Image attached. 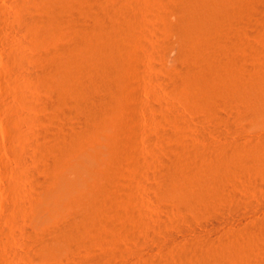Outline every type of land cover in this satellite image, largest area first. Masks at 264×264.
Wrapping results in <instances>:
<instances>
[{
    "label": "rangeland",
    "instance_id": "rangeland-1",
    "mask_svg": "<svg viewBox=\"0 0 264 264\" xmlns=\"http://www.w3.org/2000/svg\"><path fill=\"white\" fill-rule=\"evenodd\" d=\"M18 1L19 0H0V264H69V263L70 264H149V262L150 264L151 263L154 264V262L157 260L158 261L156 263L161 261L158 264H163V263L164 264L165 263L166 264H170V263L182 264L183 262H185L186 264H192V261L194 259L193 255L190 254V252L189 254L187 252L189 251L191 246L193 247L201 246L202 240L204 238H205L204 242H206L207 244L203 243L204 244L203 246L206 245V247L207 246L210 247V244L216 245L214 246L215 248L213 246H211L212 248L207 247L208 250L206 249L207 250L206 253H209V252L210 253L209 255L204 253L205 255L204 262L206 264H209V263L210 264H216V263L217 264H242V263L247 264L246 263L247 261L249 264H254V263L264 264V257H263L264 256V172H263L264 171V166H263L264 150L262 151V149L264 148L263 147L264 146V111L257 112L253 115L245 116L243 114V111L239 107L240 104L238 102L233 100L232 101L233 103L232 102L227 103V101L225 102L223 101V99H222L223 101L222 102L219 98L221 97V93L223 92L225 88H229V87L234 88L235 86L234 89H240L243 85L248 84L252 86V88L254 89L255 96H256L255 98L257 102L261 105H264V85L261 86L256 78L259 72H260L259 74H264L263 73L264 72V0H261L260 8L258 7L257 9L254 8V10H252L251 13H250V10L249 12H246V11L249 9L248 6L252 2V0L250 1L249 0H238V1L234 0L235 2L233 0H207V1L204 0V2L195 9L194 21H192V23L187 26L186 28L187 33L186 35H183L185 39H189V40L191 39L190 38L191 36H193L194 38L196 37L198 39L200 37L201 38L203 37L202 39L200 38L201 40L200 39L198 40L196 38L191 39L192 42L195 41L194 43L196 45L197 43L198 45L199 44L201 45L199 52H198L199 47L196 48L195 51H193V53L195 52L194 53L195 55H192V57L193 58L195 57V58L194 59L191 58V59L193 61L195 60L194 61V63H196L195 66L191 62L189 63L192 65H189V63L186 64V62H183L182 60L178 58V54H177L178 53V48H177L178 43H175V42H178V39H177L178 37L175 33H173L172 36L171 34L167 33L166 27L163 29L165 24L164 25L161 24L164 21L163 16H165L166 12L168 11L171 13L170 11L171 9H172V15L168 14L169 20L175 19V14H174L175 9L174 8L177 6V3L183 4L184 3L183 0H175L177 3H175V1L173 0L172 1L169 0V3L171 2L170 4L171 5L173 4L172 6L166 0H160L159 3L157 2L159 0H156V1L153 0L154 4L152 3L151 0H142V3H140L139 2L140 0H138L137 2L138 4H136L137 0L135 1V3L132 2L134 4L127 2L130 5L126 7L127 8L126 13L129 12L126 14L127 15L126 20L128 21L129 17L131 20L132 19L134 20L132 22H130L129 20L128 23L125 20L126 21L125 22L126 24H124L125 26L130 24L129 28H127L128 26L126 27L127 30L126 29L124 30L123 28H121L126 33H128L127 31L129 30L128 36L127 34L125 35L124 31L120 29L122 31V32L120 31V33L121 34L123 33L122 34L123 37L120 36V38L122 37L121 40L123 41H120V38H119V40L117 39L118 40L117 42L119 44L117 42H115V44L113 43L115 47L117 45L119 46V48L120 46L122 47V49L121 48L119 49L118 46L116 47L117 54L115 52V47H113L112 45V42H113L112 38L107 37V36L104 37V40L101 39V40H98L97 42L95 41L94 44L91 45V47L89 45H85V43L76 41L75 42L76 46L75 44H73L72 49H70L71 47L68 46L69 42L66 41L69 39H68V36L64 33V31L58 32L55 29L49 28L47 25H46L47 27L45 29H42L41 32L39 33L30 31L29 29H26L25 27L22 28L21 27L22 25H19L20 22L18 21L20 19L18 17L22 16L21 12L19 11L20 9L17 5ZM57 1H62V0H57ZM109 1L111 2V4L108 3L107 6L108 5L111 6L115 3H116L115 5H118L117 4L118 2L120 4L122 2L123 5L126 4L125 0H120V1L118 0V2L115 0H109ZM161 1H163L164 3L166 2L165 4L167 5L165 6V4H160V3H163ZM184 1L185 3L187 2L190 3L191 0L190 1L184 0ZM41 3L42 1L41 2L38 1L36 4H34L35 7H34L33 13H42V12L44 13ZM227 3L228 5H226ZM141 4H144V5L142 6ZM139 5L141 7H139ZM136 6L139 8L137 9ZM168 6L171 7V9L167 8ZM163 7L164 8L166 7L165 10L167 11L164 12ZM246 7H248V9ZM77 8L78 6H76V8L74 7L73 9L76 10L75 11L76 13H79L77 12V10L79 11V9ZM142 9L144 10V12L142 11ZM155 9L156 11L158 9V13L155 11ZM243 10H246V11L244 12ZM159 11H161L162 14ZM19 12L21 15L18 16ZM239 12L243 14L241 15V13ZM156 13L160 15L157 16ZM246 13L247 14L249 13V15L251 16V19H250L251 22L246 23L245 21H243V16ZM15 15H17L18 17H16ZM44 15L46 14L44 13ZM160 16L162 17L161 20H160ZM231 16L233 17L232 18L233 24H231V21L230 22L228 21ZM237 16L239 18H237ZM152 20L155 21V24H157L156 26L154 24V21ZM15 21H18L19 23L17 24V22ZM243 22H245L246 24ZM131 23L133 24L131 25ZM124 25L121 27H124ZM225 26L229 29H231V27L233 26L232 28L235 27L234 29H237V31H240L241 33L243 32L246 36L242 33L243 35L242 39L240 38L236 42L237 47L234 46L235 44L228 45L226 47L227 50H225V52L220 50L219 48L213 47L211 53H209V50H208L209 48L205 47L204 43L203 44L201 43L203 42V40H205L204 42H206L208 39L214 36L216 32L219 31L220 28L227 29ZM239 26L240 28L238 29ZM191 27H193V29ZM124 35L127 38L130 36L132 37V38L130 37L129 40L125 38L128 42L132 40L131 42H129V44L131 43L130 45L128 44L127 41H125L126 43L124 42V39H123ZM244 39L246 40L244 41ZM242 40H243V44H242ZM107 41H109L110 42L109 44H111L110 49L106 48L109 46V44L108 45L106 43L104 44V42H107ZM102 43H103V47L101 46ZM120 43H123V46ZM165 43H167V46H165L166 45ZM64 44H66L67 46L66 45L64 46ZM159 45L162 47H160ZM243 45H245L244 47L246 46L247 47L240 49L241 46ZM77 46H79V48L76 49ZM98 46H100L102 49L97 48ZM62 47L63 49H61ZM66 47L70 49L68 53L67 51H64V49L67 50ZM163 47H166V49L168 50L164 49ZM203 47H205L206 49ZM228 47L229 48L232 47V48L229 49ZM111 48L114 49V52H115L114 55L112 54L114 52ZM125 48L128 51H126ZM235 48H237L238 50ZM58 49L62 50L63 53L62 51H58ZM97 49H99L97 51L98 53L95 52ZM103 49L104 50L108 49V50L107 51L105 50L103 52ZM74 50L76 51L73 52ZM89 50L90 51L92 50V51L89 52ZM118 50L122 51L121 53H123V50L126 52H124L123 53L124 55H123ZM218 50L219 52H217ZM51 51L53 53L57 51L55 53L57 57L55 55H52V53L50 54ZM108 51L110 52V55L112 54L111 56L108 55L109 53ZM47 52L49 53L46 55ZM200 52L202 54L198 55L200 54ZM230 52L232 55L235 52L233 57L230 54ZM227 53L230 54L231 57ZM49 54L51 55V57ZM58 54L60 55V57H58L59 56ZM65 54H67V56ZM93 54H97V55L95 56ZM102 54H105L104 57ZM210 54L214 56V59H211ZM219 54H222V55H219ZM237 54L239 56H237ZM68 55L70 57H68ZM116 55H118V57L122 55L119 59L118 57L116 58L117 60H119L118 61L119 63L115 59ZM53 56L56 57V59H58L57 67H55L54 69L55 76H54V83H53V87L56 86V88L51 87L50 89V87L46 86L42 82L32 83L31 80L34 79L33 81H35V77H39V76L42 77L41 74L45 70V69L44 70L42 69L43 65H45L44 67H46V63ZM84 56L87 58V61H85L86 58ZM112 56L113 57L115 56L114 57L115 60L113 59ZM201 56H203V59ZM206 56L208 59L206 58ZM236 56L237 58H239L238 60L235 58ZM44 59H46V61ZM96 59H98L97 60L98 62L95 61ZM108 59L110 61H108ZM232 59L234 61V64L231 61ZM105 60H107L108 63L105 62ZM102 61H104V64H102L103 63ZM122 61H125V62H122ZM22 62H25V63H22ZM82 62L84 63L86 62V65H89V66H86L87 71L85 73H88L90 72L88 70H91V74L83 73L78 76L77 78L78 84L82 82V79H84L82 83L84 84L86 81V84H87V85L86 84L83 85L81 83L82 84L81 89H83L84 92L87 90V86L89 85L88 82H90L91 78H93L94 76L92 74L93 69H95L94 71H96L100 68V66H102L103 70L102 69L98 70L99 72H101L100 73L101 76L99 72L96 71L98 72L99 76L95 75L94 77V79H96L95 84H97V88L98 86H100V89L98 88V91L101 95L105 94L107 96L109 93H110L109 95H111V98H110L111 103L109 102V104H107L109 108L106 106L104 110L105 113L103 112V114H101L103 117H101L100 115L98 120H96L93 123V124H96V123L97 124L94 126L92 125L94 127V128L93 127L90 128L92 131L88 129L89 131L92 132V134L91 133L89 134V131L88 130L86 131V129H83L82 130L83 132L79 130L78 127H80V120L77 114L75 113V106H73L75 105L74 100L70 99L72 97L66 95V93L64 92L57 91V89L59 90L61 89V87L62 89L65 88L63 87V85L65 84L64 86H66L67 80L72 77V73L76 71L75 68H77L79 64ZM110 62H111L112 68L117 67V69L115 68L113 70L111 66H109ZM113 62L115 65L112 64ZM120 62H122V65ZM98 63L101 65H99ZM211 63H214V64H211ZM23 64L25 66H23ZM117 64H120V66H118ZM124 64L126 65L125 67H124ZM104 65H106L108 69ZM185 65L186 66L189 65V67L186 68ZM103 66L107 69V71L108 70L109 71L108 72L104 71L106 69ZM72 67L74 69H72ZM123 68L125 69L123 70ZM257 68L258 69L260 68L262 72L260 71V69L257 71L256 70ZM173 70L175 71V74L177 76V80H175L176 82L174 81L173 78H170L172 77L171 76L172 72H174ZM60 71H62V73ZM110 71L112 72V74L115 72L112 77H111ZM178 72H179L178 74L179 76L177 75ZM126 74L127 76H125ZM84 75L86 76L82 77ZM88 75L90 77H87ZM168 75H169V78H168ZM248 75H250L251 77ZM101 77L103 79L106 78L104 82ZM111 78H112L111 81L108 80ZM97 79L100 82L102 80L105 86L103 84H100V82L98 83ZM171 79L173 80V82L171 81ZM111 82L112 84H115V85L110 86ZM180 83L181 85H179ZM30 85H32L33 88L29 87ZM102 86L104 88H102ZM105 88H106V91H108L109 93L105 91ZM107 88L110 90H108ZM27 90L30 93L32 92L31 97H30V93H27L28 92ZM56 93H57V97H55ZM31 98L33 99L32 102L34 103L30 101ZM40 99L42 100L40 101ZM57 99H59L60 101ZM69 101H71V103H69ZM52 102H54V105ZM215 102L223 103V106L222 104H214ZM30 104L32 105L35 104V106L34 105L32 106ZM230 105L233 108H231ZM236 105L239 108H237ZM40 116L41 118H39ZM30 123H32L33 125L35 124V125L33 126ZM76 129L80 131L81 134L84 135V136L82 135L84 137L83 142L85 140L88 141V143L87 141H85L84 143L80 141L81 142L80 145H82L84 148L87 149V147L91 146L89 144H92L93 141L94 143L91 146V153L87 152L86 150L87 159L85 162H87L86 164L87 167L77 164L76 166L69 168V163L73 159V153H72L73 146L71 145V143H72V140H74L73 138H75L76 136L74 134L77 131ZM58 131H60L59 134H58ZM31 133L33 136H31ZM54 133H57V134H55L54 136ZM60 133H62L64 136ZM67 133H69V135L71 134L72 136L71 135L69 136ZM85 133L87 134L86 136H85ZM58 135H60L61 137H59ZM67 135L72 140H69L67 138ZM37 136L39 139L37 138ZM50 136H54V137L57 136L58 140H61L62 138L66 137L67 139L65 143H67V145L65 144V147L61 148L60 151H59L60 147H58L55 149L56 151L54 150L51 153H49V155L48 153L45 155V151L42 148L45 145V141H48V140L50 141L53 138V137L51 138ZM31 137L33 138L31 139ZM120 139H123V140L120 141ZM122 141H124V144ZM36 143L39 144L38 145L39 148L42 146L39 149V151H41L40 153L38 152ZM41 143H43V145ZM99 145L101 146V148ZM126 147L128 148V150L124 151L125 149H127ZM70 148L71 150H69ZM226 149H228L227 150L228 153L226 152ZM27 150H30L32 153L30 151L27 152ZM34 150L35 151L37 150L36 155H35ZM129 150L132 152L131 156H130L131 153L128 152ZM58 151H59V154H57ZM127 152L130 153L129 154L130 159L128 157ZM182 152L185 156L182 155ZM194 152L198 156L193 155ZM224 152H226V155ZM61 153H63L62 154L63 156L61 155ZM189 153H191L190 157L192 155V158L189 157L188 155ZM218 153L220 155H218ZM42 154H43V157H42ZM135 154L137 155L135 156ZM175 154L179 157L181 156L182 158L184 157V161H186L185 164L186 165L188 164L191 168H188V165H187V168L184 167L186 165L183 163L181 164V162L179 163V161L178 163H176L177 158L178 160H180L181 158L179 159V157H175L176 156ZM233 154H236V155H233ZM22 155L23 157H21ZM217 155L220 157H217ZM193 156H196V157L194 158ZM207 156H209L210 161L209 159H207ZM227 156L230 158L227 159ZM235 156L238 158H236ZM20 157L23 159L20 160ZM26 157L28 158L30 157V158L27 159ZM53 157L54 158L57 157V158L54 159ZM131 157L135 159L132 160ZM224 157L226 158H225V161L223 162ZM126 158H128V160ZM175 158H176V161L174 160ZM186 158L187 159L190 158L192 160L189 159V163H188ZM215 158L219 159V162L221 161V159H223L221 161L222 166H220L221 162L220 163L217 162ZM131 160L133 161V166L135 165L134 167H130L129 165L130 163H132L130 162ZM214 160L217 163V165L216 163L213 164ZM235 160H237L238 165L239 164L241 165L238 166ZM53 161L55 165L53 164ZM172 161L173 162L175 161L174 165ZM197 161L199 163L201 162L202 166ZM256 161L258 162L260 161L259 164ZM125 162H127V164L129 162L130 163L127 165ZM190 162L192 163L193 166L190 165ZM205 163H207V166ZM176 164H177V167L182 166L184 171L182 172L181 171L182 169L179 167L178 169H176L177 168L175 167ZM194 164H196V166H194ZM54 167H55V170H54ZM199 167L202 170L199 169ZM202 167H205L206 169ZM136 168H138L139 170ZM210 168L213 169V170L211 169V172L208 171V169L210 170ZM221 168H222V171H221ZM224 168L226 169L224 170ZM237 168L239 170H237ZM28 169L30 170L29 172H28ZM194 169H197V170H194ZM177 170L179 172H177ZM191 170L193 171L191 172ZM230 170L231 171L233 170V172L231 173ZM22 171L25 172L23 173L25 174V176L21 174ZM213 172H216V173H213ZM222 172L223 174L220 175ZM98 173L100 174L98 175ZM218 173L220 176L218 175ZM49 175L50 177L52 176L51 178L54 180H57L58 178L61 179L60 183L57 185L58 189L55 190V199L60 205L66 206V204L69 203V201L73 199H77V198L81 199L82 198L81 194L83 192H85L86 194L98 196V197H101L102 195H106V197H108L109 199L110 198L112 200L115 199L113 201L114 202L113 204L111 203L112 202L111 201L110 204L108 205V208L111 207V214H109L110 209H108L107 207L104 209V211H102L103 214L102 213L99 214L97 212L98 213L97 216L101 217V220H102L101 222H103L104 216H106L105 217L106 219L104 221L109 220L108 222L106 221V223L100 222L101 224H103L102 226L100 223H99V227L98 225L95 224L96 220L94 219L96 218L94 214L96 215V211H94V213L93 211L92 213L91 211L83 213V217L81 219L83 220V222H85L86 225L90 224L88 225V229L94 232V236L91 237L94 240L86 237L80 240L79 239L74 240L65 246H58V247L47 246V244L43 245L45 242L41 244V242L37 241V235L39 233V224L40 223H44L45 225L53 224L52 222L54 221L53 220L54 218H52L53 217V207H52L53 205L52 204L48 205L49 207L45 206L37 217L33 216V208L35 204L37 203V199L39 200V194H38V191H36L37 186L40 180H42L43 182V179H46V177ZM196 175H200V176H196ZM217 175L219 176V178ZM136 176L139 177L138 178L139 180L136 178ZM194 176H196L197 178ZM140 177H142V179ZM211 177H212L213 183H211ZM197 179L198 180L201 179V180L198 181ZM83 180L86 183H84ZM111 180H115V181L110 182ZM164 180L166 182H164ZM213 180H215V182ZM23 183H26V184H23ZM212 184L215 187L214 186L212 187ZM115 185L116 187H113ZM216 185L218 187H216ZM34 186L36 188H34ZM118 188L120 191L118 190ZM19 189H20V192H19ZM135 190L137 192H135ZM212 190H215L216 193H213L214 191ZM112 192L113 193L116 192L114 196ZM131 192H134V193H131ZM211 192L213 194H219L220 196L219 199L217 197V200L219 201V208L217 212L212 211L213 214L210 213L211 211H209L208 209H205L204 212H202L203 208L200 207L202 206L201 204L202 200ZM111 194L113 197H110ZM115 195H116V198H114ZM189 196L191 198H189ZM225 197H228V198L230 197L228 199V201H230L229 203L227 201V198ZM224 201H227V202H224ZM129 203L130 205H128ZM230 203H232V205H230ZM237 203L239 206L237 205ZM115 205H118L116 206L118 209L116 207H112ZM20 206L22 210L19 208ZM222 206H225V207H222ZM231 206L235 208L232 209ZM130 208L132 210H130ZM117 210H119V214L117 213L118 217H117V214L115 215L114 213H112V212H116ZM66 211L67 209L63 211L62 218H64V215H66ZM120 212L121 214L123 213L122 214L123 216L120 214ZM135 212L136 214H134ZM16 213L17 214L20 213L21 216L23 214V216L21 217L20 214L18 216ZM112 214L115 217L114 219H116L117 217L116 220L113 219ZM28 215H30L29 217L31 219H29ZM136 215L138 218L136 217ZM20 217L21 219H23V222H21ZM109 217L110 219L112 218L113 220H110ZM134 217L137 219H135ZM142 217L144 219H142ZM14 218L17 219L18 221L17 220L15 221ZM24 218H27V220ZM62 218L58 217L59 221L57 220V223L61 224L63 221ZM110 221H112L115 227L112 225ZM158 221H159V224H157ZM109 222L111 224H109ZM26 223L28 224V226L26 225ZM108 225L110 226L112 225V226L107 228ZM152 227L154 229H152ZM237 227L239 228V230H237L238 229ZM110 228L111 230H109ZM97 229L101 232L98 233ZM104 229H105V233L103 232ZM230 230H231V233H230ZM234 231L236 233V238L234 239L237 242L233 241L234 239L232 240V236H230V234L231 235L235 234ZM96 232L98 235L95 234ZM246 232L248 233L246 234ZM101 233H102V236H101ZM213 235H215L217 238L215 236L214 238ZM240 235L241 237L243 235L245 236V238L243 236L244 240L238 239L240 238ZM208 236L211 239V241L209 240ZM223 236L225 237L223 238ZM230 237L231 239H229ZM225 238L226 239L228 238V239L226 240ZM248 239H252L251 240L252 242ZM195 240L196 242L198 241V243H196ZM229 240L231 242L232 241L234 242L232 243L233 246L231 242H229ZM247 240L249 241V243ZM79 241L80 243H78ZM218 241H220V243L221 242H224V243H221L222 244L221 245L218 243ZM244 241L245 243L250 244V247H252V249L254 250V251L252 249H250L252 251L249 250L250 252L249 255L251 256L248 255V252H246L247 254L244 253V255L243 254H239L240 256L238 254L236 255L237 253L235 250L236 245L238 244L241 245V243L242 242L244 243ZM194 242H195V245H194ZM191 243H193V245ZM184 244L185 245L187 244L189 249L186 248L187 245L185 246ZM179 246H181L182 248ZM73 247L75 250L73 249ZM231 247L233 248V251ZM174 248H175L174 253L170 254V252H173L172 249ZM179 248H181L180 249L181 251L179 250ZM221 248H222V252L220 251ZM165 251L166 252L168 251V252L166 253ZM175 251L177 255L175 254ZM215 251H216L217 256L215 254ZM211 252H212L213 258H212ZM220 253H222L223 255L225 254L224 257L226 259ZM186 254H188V257ZM75 256H77L78 259ZM166 256H168L170 259H173V260H170L168 257L166 258ZM183 256L186 258V260ZM189 256H191L192 258ZM229 256L231 257L229 258ZM158 257L159 259L161 257V259L159 260ZM237 257L238 258L241 257V258L238 259ZM152 258H153V261L152 260L149 261ZM165 258L168 259L169 261L166 260ZM175 258H177L176 259L177 261H175ZM178 258L180 262L178 261ZM232 258H234L235 260ZM189 260H191V262ZM219 261H222V263L221 262L219 263Z\"/></svg>",
    "mask_w": 264,
    "mask_h": 264
},
{
    "label": "bare ground",
    "instance_id": "bare-ground-1",
    "mask_svg": "<svg viewBox=\"0 0 264 264\" xmlns=\"http://www.w3.org/2000/svg\"><path fill=\"white\" fill-rule=\"evenodd\" d=\"M38 1H42V3H41V6L43 7V11H44V13L46 14V15H44V13L42 12V13H33L34 12V4H36ZM115 1H117L118 2V0H115ZM120 1V0H119ZM135 1L136 0H125V3L126 4H122V2H121V4L118 2L117 4L118 5H115V4H113V5H108L107 6V4L108 3H110L111 4V2L109 1V0H62V1H57V0H19L18 1V3H17V5H18V7H19V11L21 12V14H22V16L21 17H18L19 15H21L20 14V12H19V14H18V16L17 15H15L16 17H18V18H20L18 21L20 22V24L19 25H22L21 27L22 28H26V29H29L30 31H34V32H37V33H39V32H41V30L42 29H45L47 26L49 27V28H51V29H55V30H57L58 32L59 31H64V33L68 36V39L69 40H66V41H68L69 42V44H68V46H70L71 48L70 49H72V46H73V44H75V42L77 41H79V42H82V43H85V45H89L90 47H91V45H93L94 44V42L96 41H98V40H101V39H103L104 40V37H110V38H112V40H113V42H112V45H113V43L115 44V42H117L118 40H119V38H120V36H122L123 37V33L121 34L120 33V31L122 30V31H124L125 29H126V27L127 28H129L130 26V24H128L127 26H125L124 24H126L125 22L127 21L126 20V14L127 13H129V12H127L126 13V7L128 6V5H130V4H128V3H131V4H134L135 3ZM152 1V3L154 4V2H153V0H151ZM156 1V0H155ZM166 1H168V3H169V0H166ZM172 1V0H171ZM173 1H175V0H173ZM186 1H188V0H186ZM190 1V0H189ZM207 1V0H206ZM234 1V0H233ZM238 1V0H237ZM250 1V0H249ZM128 2V3H127ZM132 2H134V3H132ZM138 2V0L136 1V4H138L137 3ZM140 3H142V0H140L139 1ZM149 2V1H148ZM158 3L160 2V0L159 1H157ZM161 2H163V1H161ZM183 4L182 3H180V4H178L176 1H175V3H177V6L174 8L175 9V11H174V14H175V19L174 20H169V17H168V14H171L172 15V9H171V7H167V8H170L169 10L171 11V13L168 11V12H166V14L164 13L165 11H167V10H165L166 9V7L164 8V14H165V16H163L164 17V21L163 22H165V23H163L162 21V23L161 24H165V26L163 27V29L166 27V31H167V33H169V34H171V36H172V34L173 33H175L176 35H177V37H175V38H177L178 39V42H175V43H178V58L180 59V60H182L183 62H186V64L187 63H189V62H191L192 64H194V66L196 65V63H194V61L192 60V59H194L193 57H192V55H195L194 53H193V51H195L196 50V48H198L199 47V49H198V52H199V50H200V44L198 45V43H197V45L194 43V42H192V40L191 39H193L194 37L193 36H191L190 38V40L189 39H185L184 37H183V35H186V33H187V30H186V28H187V26L188 25H190L191 23H192V21H194V11H195V9L197 8V7H199L203 2H204V0H191L190 1V3L189 2H187V3H185V1L183 0ZM235 2V1H234ZM245 2V1H244ZM123 3H124V1H123ZM151 3V4H152ZM156 3V2H155ZM166 3V2H165ZM164 2L163 3H160V4H165ZM171 3V2H170ZM169 3V4H170ZM173 3V2H172ZM204 4H206V3H204ZM249 4V3H248ZM126 5V6H125ZM142 6L144 5V4H141ZM167 4H165V6H166ZM171 5V4H170ZM173 5V4H172ZM171 5V6H172ZM174 5H176V4H174ZM226 5H228V3L226 4ZM237 5V4H236ZM239 5V4H238ZM241 5V4H240ZM260 5H261V0H255V1H253L252 0V2L250 3V5L248 6L249 7V9H248V7H246L248 10L246 11V10H243L244 12L246 11V12H249V10H250V13L252 12V10H254V8H256L257 9V7L258 8H260ZM15 6V5H14ZM76 6H78V8L77 9H79V11L77 10V12H79V13H76L75 11V9H73L74 7L76 8ZM154 6V5H153ZM161 6H163V5H161ZM242 6V5H241ZM17 7V8H18ZM137 7V6H136ZM139 7H141L140 5H139ZM139 7H137V9L139 8ZM148 7H150V6H148ZM152 7V6H151ZM244 7V6H243ZM15 8V7H14ZM159 8V7H158ZM242 8V7H241ZM136 9V8H135ZM162 9V8H161ZM200 9H201V7H200ZM230 9H232V8H230ZM237 9H239V8H237ZM255 9V10H256ZM40 10V9H39ZM160 10V9H159ZM131 11V10H130ZM135 11V10H134ZM139 11V10H138ZM142 11L144 12V10L142 9ZM155 11H156V9H155ZM198 11V10H197ZM237 11V10H236ZM140 12H141V10H140ZM157 13H158V9H157V11H156ZM160 13H161V11H159ZM242 12V11H241ZM241 12H239V13H241ZM155 13V12H154ZM156 13V14H157ZM162 14V13H161ZM237 14V13H236ZM243 13H241V15H242ZM130 15V14H129ZM129 15H128V17H129ZM158 15H160V14H157V16ZM240 15V16H241ZM253 16V15H252ZM171 17V16H170ZM156 18V17H155ZM161 16H160V20H161ZM222 18V17H221ZM232 16L229 18V22L231 21V24H233L232 23ZM237 18H239L238 16H237ZM242 18V17H241ZM255 18V17H254ZM129 20H130V22H132L134 19H130V17L128 18ZM172 19V18H171ZM250 19H251V16L249 15V13L247 14H245L244 16H243V21H245L246 23H248V22H251L250 21ZM16 20V19H15ZM126 20V21H125ZM129 20L127 21V23L129 22ZM18 21H15V22H17V24L19 23ZM152 21H154V20H152ZM227 21V22H228ZM236 21H237V19H236ZM255 21V20H254ZM240 22V21H239ZM245 22H243V23H245ZM22 23V24H21ZM242 23V24H243ZM245 23V24H246ZM133 23H131V25H132ZM154 24H155V21H154ZM153 24V25H154ZM236 24V23H235ZM234 24V25H235ZM240 24V23H239ZM238 24V25H239ZM24 25V26H23ZM47 25V26H46ZM124 25V27H121V26H123ZM152 25V26H153ZM157 24H155V26H156ZM223 25V24H222ZM249 25V24H248ZM159 26V25H158ZM227 26H229V25H227ZM244 26V25H243ZM246 26V25H245ZM250 26V25H249ZM19 27V26H18ZM226 27V26H225ZM233 27V26H232ZM231 27V29H229V28H227V29H219V31H217L216 32V34L214 35V36H210L211 38L210 39H208L209 38V36H208V40L206 41V42H204L205 40H203V42L201 43V44H203L204 43V46L205 47H207V48H209L208 50H209V53H211V51H212V49H213V47L215 48H219L220 50H222V51H224L225 52V50H227L226 49V47L228 46V45H234V46H236V42H237V40L238 39H242V37H243V35H242V33L240 32V31H237V29H234V28H232ZM121 28H123V29H121ZM192 29H193V27H191ZM214 28V27H213ZM222 28H223V26H222ZM240 28V26L238 27V29ZM121 29V30H120ZM218 29V28H217ZM48 30V29H47ZM127 30V29H126ZM161 30V29H160ZM245 30V29H244ZM51 31V30H50ZM53 31V30H52ZM121 31V32H122ZM243 31V30H242ZM48 32V31H47ZM128 33H129V30L127 31ZM209 32V31H208ZM44 33V32H43ZM124 33H125V35L127 34V36H128V33H126L125 31H124ZM167 33H165V34H167ZM189 33V32H188ZM192 33V32H191ZM213 33V32H212ZM32 34V33H31ZM53 34V33H52ZM168 34V35H169ZM204 34H205V32H204ZM244 34V33H243ZM40 35V34H39ZM124 35V42L125 41H127V40H129V38L131 37H126ZM130 35V34H129ZM167 35V36H168ZM207 35V34H206ZM245 35V34H244ZM35 36V35H34ZM48 36V35H47ZM53 36V35H52ZM67 36H66V38H67ZM205 36V35H204ZM246 36V35H245ZM244 36V37H245ZM36 37V36H35ZM41 37V36H40ZM49 37V36H48ZM62 37V36H61ZM61 37H59V38H61ZM121 37V38H122ZM163 37V36H162ZM200 37V36H199ZM39 38V37H38ZM110 38H109V40H110ZM121 38H120V41H123V40H121ZM127 40H126V39ZM132 38V37H131ZM188 38V37H187ZM196 38V37H195ZM194 38V39H195ZM201 38V37H200ZM199 38V39H200ZM203 38V37H202ZM201 38V39H202ZM40 39V38H39ZM118 39V40H117ZM166 39V38H165ZM176 39V40H177ZM196 39H198V38H196ZM198 39V40H199ZM200 39V40H201ZM131 40V39H130ZM246 39H244V41H245ZM64 41V40H63ZM105 41H106V39H105ZM132 41V40H131ZM131 41H129V42H131ZM100 42V41H99ZM102 42V41H101ZM123 42V43H124ZM128 42V41H127ZM129 42H128V44H129ZM199 42V41H198ZM247 42V41H246ZM66 43V42H65ZM81 43V44H82ZM109 44L110 42L109 41H107V42H104V44ZM118 43V42H117ZM123 43H120L122 46H123ZM126 43V42H125ZM162 43H163V41H162ZM168 43V42H167ZM167 43H165L166 45L165 46H167ZM96 44V43H95ZM99 44V43H98ZM97 44V45H98ZM119 44V43H118ZM127 44V45H128ZM131 44V43H130ZM129 44V45H130ZM239 44V43H238ZM242 44H243V40H242ZM250 44V43H249ZM66 44H64V46H65ZM84 45V44H83ZM107 45H105V46H107ZM110 45L111 44H109V46L108 47H106V48H108V49H110ZM163 45V44H162ZM245 45H247V44H245ZM245 45H243V46H241V48L240 49H242V48H246V47H244ZM251 45V44H250ZM51 46V45H50ZM67 46V45H66ZM75 46H76V44H75ZM102 47H103V43H102V45H101ZM118 46V45H117ZM116 46V47H117ZM160 46V45H159ZM169 46V45H168ZM52 47V46H51ZM50 47V48H51ZM94 47V46H93ZM92 47V48H93ZM113 47H115V45H113ZM116 47H115V52H116ZM126 47V46H125ZM129 47H131V46H129ZM134 47V46H133ZM160 47H162V46H160ZM205 47H203V48H205ZM237 47V46H236ZM67 48V50H65L64 49V51H67V53H68V51H70V49H68V47H66ZM77 48H79V46H77L76 47V49ZM95 48H96V46H95ZM97 48H101L100 46H98ZM118 48H119V46H118ZM120 48L122 49V47L120 46ZM119 48V49H120ZM127 48V47H126ZM125 48V49H126ZM164 49H166V47H163ZM171 48V47H170ZM229 48V47H228ZM232 48V47H231ZM231 48H229V49H231ZM239 48V47H238ZM52 49V48H51ZM61 49H63V47L61 48ZM73 49H74V47H73ZM90 49V48H89ZM99 49H97L95 52H97ZM102 49V48H101ZM108 49H105L106 51L108 50ZM112 50H113V52H114V49L113 48H111ZM124 49V48H123ZM128 49V48H127ZM126 49V51H128ZM206 49V48H205ZM234 49V48H233ZM235 49H237V48H235ZM239 49V50H240ZM56 50V49H55ZM93 50V49H92ZM91 50V51H92ZM104 49H103V52L105 51ZM163 50V49H162ZM166 50H168V49H166ZM238 50V49H237ZM236 50V51H237ZM246 50H248V49H246ZM253 50V49H252ZM54 51V50H53ZM58 51H62V50H60V49H58ZM76 50H74L73 52H75ZM90 50H89V52H91ZM110 51V50H109ZM108 51V52H109ZM118 51H120V50H118ZM126 51H124L123 50V53L124 52H126ZM132 51V50H131ZM130 51V52H131ZM215 51V50H214ZM231 51V50H230ZM234 51V50H233ZM232 51V52H233ZM57 52V51H56ZM55 52V53H56ZM87 52V51H86ZM94 52V51H93ZM102 52V51H101ZM108 52H106V53H108ZM115 52L114 53H112L113 55L115 54ZM122 51H120V53H121ZM208 52V51H207ZM217 52H219V50L217 51ZM216 52V53H217ZM249 52V51H248ZM256 52V51H255ZM45 53V52H44ZM44 53H42V54H44ZM49 52H47L46 53V55L48 54ZM52 53V55H55V53H53L52 51L50 52V54ZM62 53H63V51H62ZM98 53V52H97ZM119 53V52H118ZM123 53H121V54H123ZM193 53V54H192ZM204 53V52H203ZM235 53V52H234ZM234 53H233V55H234ZM241 53V52H240ZM244 53V52H243ZM246 53V52H245ZM251 53V52H250ZM41 54V55H42ZM49 54V55H50ZM60 54V53H59ZM58 54V55H59ZM90 54V53H89ZM111 54V55H112ZM116 54H117V52H116ZM202 53L200 52V54H198V55H201ZM228 54V53H227ZM230 54H231V52H230ZM230 54H228V55H230ZM48 55V56H49ZM66 56H67V54H65ZM72 55V54H71ZM93 55H97V54H93ZM100 55H101V53H100ZM103 55V57H104V55L105 54H102ZM108 55H110V52L108 53ZM110 55V56H111ZM124 55V54H123ZM205 55V54H204ZM211 55V54H210ZM212 55H213V53H212ZM211 55V59H214V56H212ZM219 55H222V54H219ZM232 55V54H231ZM231 55H230V57H231ZM233 55H232V57H233ZM242 55V54H241ZM250 55V54H249ZM45 56V55H44ZM56 56V55H55ZM122 55H120V57H121ZM237 56H239L238 54H237ZM237 56L235 57L237 60L239 59V58H237ZM243 56V55H242ZM50 57H51V55H50ZM57 57V56H56ZM56 57H52V58H50V60L46 63V67H44L45 65H43V67H42V69L44 70V72L41 74L42 75V77L41 76H39V77H35V81H33V80H31V82L33 83V82H36V83H43V84H45L46 86H48V87H50V89H51V87L52 88H56V86H54L53 87V83H54V69H55V67H57V60L58 59H56ZM58 57H60V55L58 56ZM65 57V56H64ZM68 57H70L69 55H68ZM85 57V56H84ZM94 57V56H93ZM113 57V56H112ZM115 57V56H114ZM114 57H113V59H114ZM118 57V55H116V57H115V59ZM120 57H118V59L120 58ZM132 57V56H131ZM197 57V56H196ZM202 57V59H203V56H201ZM221 57V56H220ZM255 57V56H254ZM260 57V56H259ZM46 58V57H45ZM47 58H49V57H47ZM86 58V57H85ZM95 58V57H94ZM100 58H102V57H100ZM107 58V57H106ZM106 58H104V59H106ZM110 58V57H109ZM125 58V57H124ZM130 58V57H129ZM192 58V59H191ZM198 58H200V57H198ZM206 58H207V56H206ZM240 58H241V56H240ZM244 58V57H243ZM250 58V57H249ZM248 58V59H249ZM263 58V57H262ZM42 59H43V57H42ZM61 59V58H60ZM72 59V58H71ZM99 59V58H98ZM98 59H96L95 61H97ZM114 59V60H115ZM208 59V58H207ZM210 59V58H209ZM219 59V58H218ZM222 59H224V58H222ZM221 59V60H222ZM226 59H227V57H226ZM229 59V58H228ZM246 59V58H245ZM21 60V59H20ZM19 60V61H20ZM41 60V59H40ZM45 61H46V59H44ZM81 60V59H80ZM83 60V59H82ZM85 60V59H84ZM89 60V59H88ZM94 60V59H93ZM100 60V59H99ZM113 60V61H114ZM117 60V59H116ZM121 60H123V59H121ZM120 60V61H121ZM130 60V59H129ZM200 60V59H199ZM205 60V59H204ZM241 60V59H240ZM243 60V59H242ZM252 60V59H251ZM60 61V60H59ZM85 61H87V58H86V60ZM92 61V60H91ZM101 61V60H100ZM108 61H110L109 59H108ZM119 60H117V62H118ZM126 61V60H125ZM125 61H122V62H125ZM202 61V60H201ZM206 61V60H205ZM204 61V62H205ZM220 61V60H219ZM226 61V60H225ZM229 61V60H228ZM232 62H233V64H234V61H233V59L231 60ZM263 61V60H262ZM21 62V61H20ZM62 62V61H61ZM89 62V61H88ZM98 62V61H97ZM103 63L102 64H104V61H102ZM105 62H107V60H105ZM116 62V61H115ZM116 62V63H117ZM122 62H120L121 63V65H122ZM182 62V63H183ZM216 62V61H215ZM237 62H239V61H237ZM242 62V61H241ZM240 62V63H241ZM260 62H261V60H260ZM22 63H25V62H22ZM44 63V62H43ZM93 63H94V61H93ZM99 63H101V62H99ZM98 63V64H99ZM108 63V62H107ZM119 63V62H118ZM198 63V62H197ZM201 63V62H200ZM222 63V62H221ZM231 63V62H230ZM239 63V64H240ZM255 63V62H254ZM259 63V62H258ZM69 64V63H68ZM89 64V63H88ZM112 64H114V62L112 63ZM125 64H127V63H125ZM124 64V67L126 66ZM192 64H190L189 63V65H192ZM211 64H214V63H211ZM226 64V63H225ZM238 64V65H239ZM20 65H22V64H20ZM64 65V64H63ZM90 65H92V64H90ZM99 65H101V64H99ZM107 65V64H106ZM106 65H104L105 67H107ZM115 65V64H114ZM118 66H120V64H117ZM189 65H185L186 66V68L187 67H189ZM217 65V64H216ZM224 65V64H223ZM238 65H237V67H238ZM260 65V64H259ZM19 66V65H18ZM23 66H25L24 64H23ZM42 66V65H41ZM62 66V65H61ZM72 66V65H71ZM71 66H69V67H71ZM74 66H75V64H74ZM86 66H89V65H86V62L84 63V62H82V63H80L79 64V66L77 67V68H75L76 69V71L74 72V73H72V77L71 78H69L68 80H67V84H66V86H64L63 85V87H65L64 89H62V87H61V89H57V91L58 92H64V93H66V95H68V96H70V97H72V98H70L71 100L73 99L74 100V103H75V105H73V106H75V113L77 114V116L79 117V120H80V127H78L79 128V130H83V129H86V131L89 129V130H91L90 128L91 127H93L94 125H96V124H93L96 120H98V118H99V116L101 115V114H103V112H104V110H105V108H106V106H107V104H109V102H110V98H111V95H109L110 93L108 92V91H106V88H105V91L106 92H108L109 94L106 96L105 94H100L99 93V91H98V88L100 89V86H98V88H97V84H95L96 83V79H94V77H95V75H98V70L100 69H102V66H100V68L98 69V70H96V71H98V72H96V71H94L95 69H93V72H92V74L94 75H92L93 76V78H91V80H90V82H88L89 83V85L87 86V90L84 92L83 91V89H81V86H82V82H83V80L84 79H82V84L80 85V84H78V80H77V78H78V76L80 75V74H83V73H85L86 71H87V69H86ZM94 66V65H93ZM97 66V65H96ZM96 66H95V68H96ZM103 66V67H104ZM109 66H111V68H112V65H111V62H110V64H109ZM182 66H184V65H182ZM193 66V67H194ZM204 66V65H203ZM206 66V65H205ZM235 66V65H234ZM243 66V65H242ZM261 66V65H260ZM64 67V66H63ZM91 67V66H90ZM104 67V68H105ZM201 67V66H200ZM245 67H246V65H245ZM258 67V66H257ZM262 67V66H261ZM98 68V67H97ZM117 69V67H114V68H112L113 70L114 69ZM121 68V67H120ZM185 68V69H186ZM249 68V67H248ZM72 69H74L73 67H72ZM106 69V68H105ZM107 69H108V67H107ZM107 69L106 70H104V71H107ZM110 69V68H109ZM125 68H123V70H124ZM131 69V68H130ZM129 69V70H130ZM174 69V68H173ZM190 69V68H189ZM246 69H247V67H246ZM260 69V68H259ZM258 68L256 69L257 71L259 70ZM62 70V69H61ZM66 70V69H65ZM68 70V69H67ZM103 70V69H102ZM122 70V71H123ZM187 70V69H186ZM204 70V69H203ZM263 70V69H262ZM88 71H90V72H88V73H90L91 74V70H88ZM109 71V70H108ZM107 71V72H108ZM116 71V70H115ZM174 71V70H173ZM247 71V70H246ZM250 71V70H249ZM260 71H261V69H260ZM61 73H62V71H60ZM114 72V71H113ZM121 72V71H120ZM169 72H170V70H169ZM172 72V71H171ZM180 72V71H179ZM179 72L177 73V75L179 74ZM186 72V71H185ZM190 72V71H189ZM248 72V71H247ZM256 72V71H255ZM262 72V71H261ZM38 73V72H37ZM36 73V74H37ZM88 73H85V74H88ZM101 72H99V74H100ZM110 73H111V77L113 76V74L115 73H113L112 74V72L110 71ZM122 73V72H121ZM132 73V72H131ZM251 73H252V71H251ZM260 73V72H259ZM258 73V75L256 76V78H257V81L260 83V85L261 86H263L264 85V74H259ZM264 73V72H263ZM58 74V73H57ZM66 74V73H65ZM70 74V73H69ZM107 74V73H106ZM109 74V73H108ZM161 74V73H160ZM183 74V73H182ZM181 74V75H182ZM204 74V73H203ZM249 74V73H248ZM123 75V74H122ZM128 75H129V73H128ZM170 75V74H169ZM169 75H168V78H169ZM251 75V74H250ZM250 75H248V76H250ZM36 76H38V75H36ZM86 75H84V76H82V77H85ZM99 76V75H98ZM100 76H101V74H100ZM103 76V75H102ZM107 76H109V75H107ZM125 76H127V74L125 75ZM162 76V75H161ZM171 76L172 77H170V78H173L174 79V81L175 80H177V76H176V74H175V71L174 72H172V74H171ZM179 76V75H178ZM254 76V75H253ZM31 77V76H30ZM33 77V78H34ZM87 77H90L89 75L87 76ZM124 77V76H123ZM251 77V76H250ZM58 78V77H57ZM76 78V79H75ZM102 78V77H101ZM105 78V77H104ZM114 78V77H113ZM165 78V77H164ZM163 78V79H164ZM106 79V78H105ZM105 79H103L102 78V80H103V82H104V80ZM127 79V78H126ZM130 79V78H129ZM185 79V78H184ZM247 79H249V78H247ZM60 80H61V78H60ZM65 80V79H64ZM88 80V79H87ZM102 80H101V82H102ZM108 80H112V78L111 79H108ZM109 81V82H110ZM169 81V80H168ZM171 81L173 82V80L171 79ZM190 81V80H189ZM255 81V80H254ZM28 82V81H27ZM97 82L99 83L100 81H98V79H97ZM100 82V84H103L104 85V83L102 82L101 83ZM105 82H107V81H105ZM167 82V81H166ZM176 82V81H175ZM179 82H180V80H179ZM188 82V81H187ZM84 84H86V81H85V83ZM83 84V85H84ZM99 84V85H100ZM107 84V83H106ZM174 84V83H173ZM245 84V83H244ZM29 85V84H28ZM87 85V84H86ZM114 86L115 84H112V82H111V85L110 86ZM179 85H181V83L179 84ZM186 85V84H185ZM187 85H188V83H187ZM105 86V85H104ZM174 86V85H173ZM182 86H183V84H182ZM190 86V85H189ZM242 86V85H241ZM240 86V87H241ZM254 86V85H253ZM29 87H32L33 88V86L32 85H30ZM60 87V86H59ZM84 87V86H83ZM185 87V86H184ZM240 87H238V88H240ZM43 88H44V86H43ZM102 88H104L103 86H102ZM109 88V87H108ZM107 88V89H108ZM234 88H235V86H234ZM233 87L232 88H225L224 90H223V92L221 93V97H219L220 98V100L222 101V99H223V101H227V103L228 102H232L233 100H235L236 102H238L239 104H240V108H241V110L243 111V114L245 115V116H249V115H253V114H255V113H257V112H263L264 111V105H261V104H259L258 102H257V100H256V96H255V92H254V89L252 88V86H250V85H243L240 89H234ZM31 89V88H30ZM112 89V88H111ZM113 89H114V87H113ZM112 89V90H113ZM186 89V88H185ZM195 89V88H194ZM193 89V90H194ZM108 90H110V89H108ZM197 90V89H196ZM262 90V89H261ZM28 91V90H27ZM104 91V92H105ZM116 91V90H115ZM195 91V90H194ZM218 91V90H217ZM217 91H216V93H217ZM34 92H36V91H34ZM54 92H55V90H54ZM57 92V93H58ZM258 92V91H257ZM27 93H30L29 91L27 92ZM32 93V92H31ZM31 93H30V97H31ZM57 93H56V96L55 97H57ZM102 93V92H101ZM113 93V92H112ZM115 93V92H114ZM193 93V92H192ZM34 94V93H33ZM105 95V96H104ZM260 95V94H259ZM52 96V95H51ZM113 96H114V94H113ZM219 96V95H218ZM258 96V95H257ZM42 97V96H41ZM63 97V96H62ZM28 98V97H27ZM33 98V97H32ZM30 99V101L32 102V100L33 99ZM40 98V97H39ZM23 99H25V98H23ZM43 99V98H42ZM42 99H40V101L42 100ZM56 99V98H55ZM114 99V98H113ZM36 100V99H35ZM57 100H59V99H57ZM63 100V99H62ZM65 100V99H64ZM216 100V99H215ZM29 101V100H28ZM50 101V100H49ZM53 101V100H52ZM60 101V100H59ZM111 101H112V99H111ZM220 101V102H221ZM222 101V102H223ZM38 102V101H37ZM68 102V101H67ZM263 102V101H262ZM32 103H34V102H32ZM53 103V105H54V102H52ZM62 103V102H61ZM69 103H71V101H69ZM74 103H72V104H74ZM111 103V102H110ZM233 103V102H232ZM72 104H71V106H72ZM214 104H222V106H223V103H214ZM213 104V105H214ZM225 104V103H224ZM30 105H32V104H30ZM34 106H35V104H33ZM32 105V106H33ZM38 105V104H37ZM36 105V106H37ZM44 105V104H43ZM40 106V105H39ZM110 106V105H109ZM219 106V105H218ZM30 107V106H29ZM51 107V106H50ZM53 107V106H52ZM108 107V106H107ZM230 107L231 108H233L231 105H230ZM236 107H237V105H236ZM239 107H237V108H239ZM31 108H33V107H31ZM36 108V107H35ZM34 108V109H35ZM42 108V107H41ZM56 108V107H55ZM109 108V107H108ZM111 109V108H110ZM236 109V108H235ZM39 110V109H38ZM44 110V109H43ZM49 110V109H48ZM73 110V109H72ZM108 110V109H107ZM240 110V111H241ZM34 111V110H33ZM212 111H214V110H212ZM72 113V112H71ZM105 113V112H104ZM128 113V112H127ZM240 113V112H239ZM242 113V112H241ZM129 114V113H128ZM127 114V115H128ZM236 114V113H235ZM35 115V114H34ZM44 115V114H43ZM54 115V114H53ZM73 115V114H72ZM75 115V114H74ZM105 115V114H104ZM241 115V114H240ZM42 116V115H41ZM41 116L39 117V118H41ZM61 116V115H60ZM76 116V115H75ZM76 116V117H77ZM236 116V115H235ZM244 116V117H245ZM31 117H32V115H31ZM37 117V116H36ZM101 117H103L102 115H101ZM132 117V116H131ZM240 117V116H239ZM241 117H243V116H241ZM261 117V116H260ZM38 118V119H39ZM44 118V117H43ZM51 118V117H50ZM247 118H249V117H247ZM33 119V118H32ZM37 119V118H36ZM76 119V118H75ZM240 119V118H239ZM242 119V118H241ZM34 120V119H33ZM32 120V121H33ZM46 120H47V118H46ZM54 120V119H53ZM102 120V119H101ZM255 120V119H254ZM29 121H30V119H29ZM38 121V120H37ZM36 121V122H37ZM214 122V121H213ZM100 123H101V121H100ZM30 124H32V123H30ZM73 124H75V123H73ZM33 125V124H32ZM35 125V124H34ZM33 125V126H34ZM57 125H58V123H57ZM93 125V126H92ZM61 127V126H60ZM94 128V127H93ZM97 128V127H96ZM40 129V128H39ZM44 129H46V128H44ZM41 130V129H40ZM49 130V129H48ZM54 130V129H53ZM65 130V129H64ZM74 130H75V128H74ZM74 130H73V132H74ZM77 130V129H76ZM88 130V131H89ZM67 131V130H66ZM92 131V130H91ZM91 131H89V134L91 133L92 134V132ZM49 132V131H48ZM52 132V131H51ZM57 132V131H56ZM59 132L60 131H58V134H59ZM61 132H63V131H61ZM72 132V131H71ZM83 132V131H82ZM124 132V131H123ZM37 133V132H36ZM40 133V132H39ZM121 133V132H120ZM50 134V133H49ZM55 134H57V133H54V136H55ZM60 134H62V133H60ZM65 134V133H64ZM68 135H69V133H67ZM73 134V133H72ZM76 136H75V138H73L74 140H72V139H70L69 137H68V135H67V138L69 139V140H72V143H71V145L73 146L72 147V153H73V159L72 158H70V159H72L71 160V162L69 163V168H72L73 166H76L77 164H79V165H81V166H85V167H87V162H85L86 161V159H87V156H86V150H87V152H89V153H91V146H92V144L94 143V141H93V143L92 144H89V145H91L90 147H87V149L86 148H84L82 145H80L81 144V142L82 143H84L85 141H87V140H85L84 142H83V134H81L80 133V131H76V133H74ZM52 135V134H51ZM63 135V134H62ZM71 135V134H70ZM69 135V136H70ZM83 135V136H82ZM87 134L85 133V136H86ZM31 136H33L32 135V133H31ZM41 136H42V134H41ZM54 136H50L52 139L49 141H45V145H44V147L42 148L44 151H45V155L48 153V155H49V153H51L52 151H54L56 148H58V147H60L59 148V151H60V149L61 148H64L65 147V144L67 145V143H65L66 142V137L65 138H60L61 140H58V137L56 136V137H54ZM59 137H61L60 135H58ZM64 136V135H63ZM72 136V135H71ZM102 136V135H101ZM93 137H94V135H93ZM30 138V137H29ZM33 137H31V139H32ZM35 138V137H34ZM37 138H38V136H37ZM92 138V137H91ZM122 138H124V137H122ZM39 139V138H38ZM85 139H87V138H85ZM124 139H126V138H124ZM37 140V139H36ZM44 140H46V139H44ZM93 140V139H92ZM96 140V139H95ZM121 140H123V139H120V141ZM38 141V140H37ZM81 141V142H80ZM98 141V140H97ZM119 141V142H120ZM70 142V141H69ZM123 142V144H124V141H122ZM30 143H31V141H30ZM32 143H33V141H32ZM38 143H40V142H38ZM87 143H88V141H87ZM97 143V142H96ZM100 143V142H99ZM42 145H43V143H41ZM86 144V143H85ZM39 144H37L36 143V147L38 148V152L40 153L41 151H39V149L42 147L41 145V147L39 148V146H38ZM88 145V144H87ZM86 145V146H87ZM110 145V144H109ZM112 145V144H111ZM121 145V144H120ZM126 145V144H125ZM31 146V145H30ZM100 146V145H99ZM105 146V145H104ZM27 147H29V146H27ZM261 147V146H260ZM264 147V146H263ZM33 148V147H32ZM36 148V149H37ZM67 148H69V147H67ZM100 148H101V146H100ZM112 148H114V147H112ZM117 148V147H116ZM123 148V147H122ZM124 148H125V146H124ZM123 148V149H124ZM127 148V147H126ZM251 148V147H250ZM254 148V147H253ZM262 148V147H261ZM26 149H28V148H26ZM34 149V148H33ZM242 149V148H241ZM258 149H260V148H258ZM66 150V149H65ZM68 150V149H67ZM69 150H71V148L69 149ZM126 150H128V148L127 149H125L124 151H126ZM227 150L228 149H226V152H227ZM250 150V149H249ZM255 150V149H254ZM264 150V148L262 149V151ZM28 151H30V150H27V152ZM35 151V150H34ZM33 151V152H34ZM56 151V150H55ZM59 151H58V153L57 154H59ZM62 151V150H61ZM122 151V150H121ZM213 151V150H212ZM216 151V150H215ZM231 151V150H230ZM31 152V151H30ZM36 152H37V150L35 151V155H36ZM68 152V151H67ZM128 152H130V153H128ZM127 153H128V157H129V159H130V156L132 155V152L129 150ZM193 152V151H192ZM191 152V153H192ZM226 152H224L225 153V155H226ZM32 153V152H31ZM38 153V154H39ZM71 153V152H70ZM88 153V154H89ZM123 153V152H122ZM158 153H159V151H158ZM191 153H189L188 155H189V157H190V154ZM195 153V152H194ZM193 153V155H196V153L194 154ZM211 153V152H210ZM214 153V152H213ZM228 153V152H227ZM259 153V152H258ZM57 154H55V155H57ZM63 153H61V155H62ZM126 154V153H125ZM129 154H130V156H129ZM134 154V153H133ZM230 154H231V152H230ZM238 154V153H237ZM262 154V153H261ZM28 155H29V153H28ZM33 155V154H32ZM67 155H68V153H67ZM137 154H135V156H136ZM174 155V154H173ZM176 155V154H175ZM180 155V154H179ZM182 155H184L183 154V152H182ZM187 155V154H186ZM218 155H220L219 153H218ZM217 155V157H220V156H218ZM224 155V154H223ZM222 155V156H223ZM233 155H236V154H233ZM232 155V156H233ZM40 156H41V154H40ZM51 156V155H50ZM63 156V155H62ZM123 156V155H122ZM121 156V157H122ZM125 156V155H124ZM134 156V157H135ZM140 156V155H139ZM138 156V157H139ZM185 156V155H184ZM196 156H198V155H196ZM196 156H193L194 158L196 157ZM222 156H221V158H222ZM21 157H23V155L21 156ZM20 157V160L21 159H23V158H21ZM25 157V156H24ZM35 157V156H34ZM42 157H43V154H42ZM48 157V156H47ZM70 157V156H69ZM127 157V156H126ZM175 157H179V156H175ZM188 157V156H187ZM211 157V156H210ZM213 157V156H212ZM216 157V156H215ZM216 157V158H217ZM236 157V156H235ZM250 157V156H249ZM254 157V156H253ZM27 159H29L28 157H26ZM25 158V159H26ZM46 158V157H45ZM50 158V157H49ZM54 158V157H53ZM55 158H57V157H55ZM54 158V159H55ZM132 158V157H131ZM155 158V157H154ZM156 158H157V156H156ZM174 158V157H173ZM181 158V159H180ZM190 158H192V155H191V157ZM189 158V159H190ZM194 158H193V160H194ZM199 158H200V156H199ZM214 158V157H213ZM212 158V159H213ZM215 158V159H216ZM220 158V159H221ZM225 158L226 157H224V160L223 159H221V161L223 160V162L225 161ZM228 158H230V157H228L227 156V159ZM232 158V157H231ZM234 158V157H233ZM236 158H238V157H236ZM52 159V158H51ZM53 159V160H54ZM61 159V158H60ZM127 160H128V158H126ZM135 158H132V160H134ZM179 159L180 160H182V161H180V160H178V158H177V162L176 163H178V161H179V163L181 162V164L183 163V164H185V162L186 161H184V157L182 158V156L181 157H179ZM189 159H187L186 158V160H187V162L189 163ZM197 159H198V157H197ZM207 159H209V156H207ZM211 159V160H212ZM20 160H19V162H20ZM45 160V159H44ZM130 161V162H132V163H128L129 165H130V167H134L133 166V161ZM156 160V159H155ZM159 160V159H158ZM173 160V159H172ZM175 161H176V158L174 159ZM190 160H192V159H190ZM217 160V162H219V159H216ZM239 160V159H238ZM30 161V160H29ZM32 161V160H31ZM58 161V160H57ZM123 161H124V159H123ZM175 161L173 162V165L175 164ZM196 161V160H195ZM209 161H210V159H209ZM220 161V162H221ZM236 161V164L238 165V162H237V160H235ZM253 161H255V160H253ZM261 161V160H260ZM259 161V162H260ZM22 162V161H21ZM28 162V161H27ZM52 162V161H51ZM128 162V161H127ZM127 162H125L126 164H127ZM158 162V161H157ZM160 162V161H159ZM193 162V161H192ZM198 162V161H197ZM196 162V163H197ZM212 162V161H211ZM210 162V163H211ZM219 162V163H220ZM233 162V161H232ZM251 162V161H250ZM256 162H258V161H256ZM259 162H258V164H259ZM23 163V162H22ZM25 163H26V161H25ZM24 163V164H25ZM29 163V162H28ZM56 163V162H55ZM59 163V162H58ZM199 163V162H198ZM216 162H215V160H214V162H213V164H215ZM218 163V164H219ZM227 163V162H226ZM230 163V162H229ZM255 163V162H254ZM53 164H54V161H53ZM52 164V165H53ZM127 164V165H128ZM199 164H201V162L199 163ZM206 164V166H207V163H205ZM212 164V163H211ZM225 164V163H224ZM40 165V164H39ZM45 165V164H44ZM43 165V166H44ZM47 165V164H46ZM51 165V164H50ZM55 165V164H54ZM124 165V164H123ZM179 165V164H178ZM186 165V164H185ZM188 165V164H187ZM187 165L186 166H184V167H186L187 168ZM190 165H192V163L190 162ZM198 165V164H197ZM216 165H217V163H216ZM241 164H239L238 166H240ZM260 165H261V163H260ZM29 166V165H28ZM48 166V165H47ZM126 166V165H125ZM124 166V167H125ZM137 166V165H136ZM193 166V165H192ZM194 166H196V164H194ZM201 166H202V164H201ZM203 166H205V165H203ZM220 166H222V162H221V165ZM237 166V167H238ZM255 166V165H254ZM263 166H264V164H263ZM262 166V167H263ZM32 167V166H31ZM42 167V166H41ZM62 167V166H61ZM123 167V168H124ZM128 167V166H127ZM175 167H177V164H176V166ZM179 167V166H178ZM178 167L176 168V169H178ZM212 167V166H211ZM227 167V166H226ZM34 168V167H33ZM37 168V167H36ZM129 168V167H128ZM179 168H181L182 170V172L184 171L183 170V168H182V166L181 167H179ZM188 168H191L189 165H188ZM195 168V167H194ZM197 168V167H196ZM202 168H205V167H202ZM214 168V167H213ZM217 168V167H216ZM231 168V167H230ZM229 168V169H230ZM234 168V167H233ZM255 168V167H254ZM260 168V167H259ZM23 169V168H22ZM59 169V168H58ZM133 169V168H132ZM136 169H138V168H136ZM167 169V168H166ZM165 169V170H166ZM185 169V168H184ZM193 169V168H192ZM198 169V168H197ZM197 169H194V170H197ZM199 169H201L200 167H199ZM206 169V168H205ZM211 169L212 168H210V170L208 169V171H210L211 172ZM226 168H224V170H225ZM228 169V168H227ZM242 169H244V168H242ZM248 169V168H247ZM249 169H251V168H249ZM24 170V169H23ZM54 170H55V167H54ZM130 170H131V168H130ZM139 170V169H138ZM186 170V169H185ZM202 170V169H201ZM200 170V171H201ZM213 170V169H212ZM218 170H220V169H218ZM223 170V171H224ZM235 170V169H234ZM237 170H239L238 168H237ZM237 170H236V172H237ZM26 171V170H25ZM30 170L28 169V172H29ZM64 171V170H63ZM126 171V170H125ZM134 171V170H133ZM179 171H180V169H179ZM178 170H177V172H179ZM193 170H191V172H192ZM199 171V170H198ZM205 171H207V170H205ZM204 171V172H205ZM221 171H222V168H221ZM231 171V170H230ZM243 171V170H242ZM246 171V170H245ZM254 171V170H253ZM33 172V171H32ZM37 172V171H36ZM139 172V171H138ZM189 172H190V170H189ZM204 172H202V173H204ZM217 172V171H216ZM216 172H213V173H216ZM219 172V171H218ZM233 172V170L231 171V173ZM264 172V171H263ZM19 173V172H18ZM23 173H25V172H21V174H23ZM53 173V172H52ZM122 173H123V171H122ZM181 173V172H180ZM200 173V172H199ZM199 173H197V174H199ZM208 173V172H207ZM220 173V172H219ZM219 173H218V175H219ZM252 173V172H251ZM20 174V173H19ZM18 174V175H19ZM27 174V173H26ZM38 174V173H37ZM100 173H98V175H99ZM128 174V173H127ZM131 174V173H130ZM133 174V173H132ZM185 174H186V172H185ZM188 174V173H187ZM192 174V173H191ZM201 174V173H200ZM223 174V172L220 174V175H222ZM225 174V173H224ZM237 174V173H236ZM24 176H25V174H23ZM28 175V174H27ZM35 175V174H34ZM44 175V174H43ZM50 175H51V173H50ZM50 175L49 176H45L46 177V179H43V182H42V180H38L39 181V184H38V186H37V190L36 191H38V194H39V200L37 199V203L35 204V206H34V208H33V216L34 217H37L40 213H41V211L43 210V208L45 207V206H48V205H50V204H52L53 206V217L52 218H54L53 220V224H44V223H40L39 224V233H38V235H37V241H39V242H41V244L42 243H44L43 245H45V244H47V246H53V247H58V246H65V245H67L68 243H71L72 241H74V240H77V239H83V238H90V239H92L91 237H93L94 236V232H92L91 230H89L88 229V225H90V224H85V222H83V220L81 219L82 217H83V213L84 212H90L91 211V213H92V211H93V213H94V211H96V215L94 214V216H95V218L96 219H94V220H96V225H98V227H99V223L102 221L101 220V217L100 216H97V214L99 213V214H103V212L102 211H104V209L107 207L108 208V205L110 204V202L113 204L114 202V200L115 199H109L108 197H106V195H102L101 197H98V196H93V195H89V194H86L85 192H83L82 194H81V196H82V198L81 199H73V200H71V201H69V203H67L66 204V206H63V205H60L57 201H56V199H55V190L56 189H58L57 188V185L60 183V178H58L57 180H54V179H52L51 177H50ZM123 175V174H122ZM134 175V174H133ZM132 175V176H133ZM178 175H180V174H178ZM193 175V174H192ZM204 175H206V174H204ZM213 175V174H212ZM217 175V176H218ZM219 175V176H220ZM261 175V174H260ZM22 176V175H21ZM97 176V175H96ZM137 176H138V174H137ZM136 176V178L138 179L139 177H137ZM141 176V175H140ZM182 176V175H181ZM184 176V175H183ZM196 176H200V175H196ZM196 176H194V177H196ZM208 176V175H207ZM206 176V177H207ZM219 176H218V178H219ZM23 177V176H22ZM21 177V178H22ZM106 177V176H105ZM125 177V176H124ZM143 177V176H142ZM142 177H140L141 179H142ZM204 177V176H203ZM25 178V177H24ZM128 178V177H127ZM183 178V177H182ZM197 178V177H196ZM234 178H236V177H234ZM32 179H33V177H32ZM103 179H104V177H103ZM144 179V178H143ZM214 179V178H213ZM23 180V179H22ZM21 180V181H22ZM78 180V179H77ZM139 180V179H138ZM177 180H178V178H177ZM182 180V179H181ZM198 180V179H197ZM201 180V179H200ZM200 180H198V181H200ZM30 181V180H29ZM32 181V180H31ZM37 181V180H36ZM35 181V182H36ZM84 181V180H83ZM114 182L115 180H111L110 182ZM214 182H215V180H213ZM24 182V181H23ZM79 182V181H78ZM81 182V181H80ZM109 182V181H108ZM164 182H166L165 180H164ZM181 182V181H180ZM183 182V181H182ZM31 183V182H30ZM29 183V184H30ZM77 183V182H76ZM84 183H86L85 181H84ZM168 183V182H167ZM211 183H213L212 182V177H211ZM23 184H26V183H23ZM113 184V183H112ZM180 184V183H179ZM178 184V185H179ZM215 184H217V183H215ZM37 185V184H36ZM110 185V184H109ZM171 185V184H170ZM211 185V184H210ZM25 186H27V185H25ZM29 186V185H28ZM31 186V185H30ZM107 186V185H106ZM112 186V185H111ZM172 186V185H171ZM214 185L212 184V187H213ZM33 187V186H32ZM98 187V186H97ZM101 187V186H100ZM113 187H116V185L115 186H113ZM215 187V186H214ZM216 187H218L217 185H216ZM231 187V186H230ZM19 188V187H18ZM30 188V187H29ZM34 188H36L35 186H34ZM121 188V187H120ZM15 189H16V187H15ZM14 189V190H15ZM107 189V188H106ZM116 189V188H115ZM171 189V188H170ZM182 189H184V188H182ZM226 189H227V187H226ZM28 190V189H27ZM108 190V189H107ZM110 190V189H109ZM113 190V189H112ZM118 190H119V188H118ZM167 190V189H166ZM209 190H210V188H209ZM220 190V189H219ZM222 190V189H221ZM58 191V190H57ZM120 191V190H119ZM131 191H132V189H131ZM137 191H138V189H137ZM136 190H135V192H137ZM185 191V190H184ZM212 191H214L213 193H216L215 192V190H212ZM217 191V190H216ZM19 192H20V189H19ZM29 192V191H28ZM93 192V191H92ZM99 192H100V190H99ZM105 192V191H104ZM108 192V191H107ZM223 192V191H222ZM78 193V192H77ZM96 193V192H95ZM110 193V192H109ZM116 193V192H115ZM115 193H113L112 192V194H113V196H114V194ZM131 193H134V192H131ZM186 193V192H185ZM189 193V192H188ZM191 193V192H190ZM212 192L210 193V194H208L203 200H202V202H201V204H202V206H200L201 208H203V211L202 212H204V210L205 209H208L209 211H211L210 213H212L213 214V212L212 211H216L217 212V210H218V208H219V201L217 200V197H218V199H219V194H213ZM219 193V192H218ZM15 194H17V193H15ZM102 194V193H101ZM105 194V193H104ZM107 194V193H106ZM112 194H111V196L110 197H113L112 196ZM31 195V194H30ZM35 195V194H34ZM96 195V194H95ZM135 195V194H134ZM139 195V194H138ZM184 195V194H183ZM188 195V194H187ZM189 195H191V194H189ZM193 195V194H192ZM217 195V196H216ZM221 195H223V194H221ZM235 195V194H234ZM38 196V195H37ZM100 196V195H99ZM107 196H109V195H107ZM119 196V195H118ZM132 196V195H131ZM227 196H228V194H227ZM73 197V196H72ZM184 197V196H183ZM234 197V196H233ZM114 198H116V195H115V197ZM119 198V197H118ZM135 198H137V197H135ZM134 198V199H135ZM164 198V197H163ZM189 198H191L190 196H189ZM201 198V197H200ZM225 198H227V201H228V199L230 198H228V197H225ZM62 199V198H61ZM140 199V198H139ZM138 199V200H139ZM196 199V198H195ZM132 200V199H131ZM192 200H194V199H192ZM223 200V199H222ZM226 200V199H225ZM186 201V200H185ZM190 201V200H189ZM188 201V202H189ZM227 201H224V202H227ZM233 201V200H232ZM34 202V201H33ZM131 202V201H130ZM221 202V201H220ZM223 202V201H222ZM230 201H228V203H229ZM138 203V202H137ZM190 203V202H189ZM235 203V202H234ZM117 204V203H116ZM194 204V203H193ZM198 204H199V202H198ZM197 204V205H198ZM221 204V203H220ZM22 205H24V204H22ZM128 205H130V203L128 204ZM228 205V204H227ZM226 205V206H227ZM230 205H232V203H230ZM237 205H238V203H237ZM116 206H118V205H115V206H112V207H116ZM137 206H138V204H137ZM235 206V205H234ZM239 206V205H238ZM23 207V206H22ZM28 207V206H27ZM49 207V206H48ZM136 207V206H135ZM222 207H225V206H222ZM229 207V206H228ZM237 207V206H236ZM21 210H22V208H21V206L19 207ZM117 208V207H116ZM168 208H169V206H168ZM196 208V207H195ZM231 208L233 209V208H235V207H232L231 206ZM65 209H67V211H66V215H64V218H62V215H63V211ZM108 209H110V212H109V214H111V207L110 208H108ZM108 209H106V210H108ZM114 209V208H113ZM112 209V210H113ZM118 209V208H117ZM198 209V208H197ZM196 209V210H197ZM221 209H223V208H221ZM27 210V209H26ZM26 210H24V211H26ZM63 210V211H62ZM115 210V209H114ZM113 210V211H114ZM130 210H132L131 208H130ZM199 210V209H198ZM118 211V212H117ZM116 212H112V213H114L115 215L118 213L119 214V210H117ZM200 211V210H199ZM207 211V210H206ZM236 211V210H235ZM98 212V213H97ZM107 212V211H106ZM122 212V211H121ZM121 212H120V214H121ZM137 212V211H136ZM136 212L134 213V214H136ZM198 212V211H197ZM238 212V211H237ZM26 213V212H25ZM17 214V213H16ZM20 214V213H19ZM19 214H17L18 216H19ZM23 214H24V212H23ZM23 214H22V216H23ZM29 214H31V213H29ZM89 214V213H88ZM104 214H106V213H104ZM108 214V215H109ZM118 214H117V217H118ZM123 214V213H122ZM121 214V215H122ZM205 214H207V213H205ZM26 215V214H25ZM24 215V216H25ZM113 215V214H112ZM125 215V214H124ZM173 215V214H172ZM220 215V214H219ZM15 216V215H14ZM18 216H16V217H18ZM20 216H21V214H20ZM21 216V217H22ZM30 215H28V217H29ZM89 216V215H88ZM101 216H103V215H101ZM111 216V215H110ZM123 216V215H122ZM139 216V215H138ZM21 217H20V219H21ZM58 217H61L62 219H63V221H62V223L61 224H59V223H57V220L59 221V219H58ZM106 216H104V220L106 219L105 218ZM112 217V216H111ZM117 217H116V219H117ZM121 217V216H120ZM136 217H137V215H136ZM159 217V216H158ZM212 217V216H211ZM215 217V216H214ZM93 218V217H92ZM115 217H114V215H113V219H114ZM135 218V217H134ZM138 218V217H137ZM137 218H135V219H137ZM160 218V217H159ZM218 218V217H217ZM12 219V218H11ZM15 219V218H14ZM19 219V220H20ZM24 219H26L27 220V218H24ZM29 219H31L30 217H29ZM89 219V218H88ZM103 219V218H102ZM109 219H110V217H109ZM112 218L110 219V220H113ZM116 219H114V220H116ZM122 219V218H121ZM142 219H144L143 217H142ZM158 219V218H157ZM13 220V219H12ZM17 219H15V221H16ZM25 220V221H26ZM103 220V222H105L106 223V221H104ZM161 220V219H160ZM18 221V220H17ZM29 221V220H28ZM88 221V220H87ZM87 221H86V223H87ZM109 221V220H108ZM107 221V222H108ZM140 221V220H139ZM21 222H23V219H21ZM103 222H101V223H103ZM111 223H112V221H110ZM109 222V224H111ZM162 222V221H161ZM165 222V221H164ZM28 223H30V222H28ZM94 223V222H93ZM100 223V224H101ZM104 223V224H105ZM114 223H116V222H114ZM121 223V222H120ZM92 224V223H91ZM155 224H156V222H155ZM157 224H159V221H158V223ZM165 224V223H164ZM248 224V223H247ZM249 224H251V223H249ZM255 224H256V222H255ZM26 225L28 226V224L26 223ZM103 224H101V226H102ZM107 225V224H106ZM105 225V226H106ZM112 225H113V223H112ZM111 225V226H112ZM154 225V224H153ZM162 225V224H161ZM259 225V224H258ZM23 226V225H22ZM105 226H104V228H105ZM110 225H108L107 226V228L108 227H111ZM114 227H115V225H113ZM159 226V225H158ZM244 226V225H243ZM246 226H248V225H246ZM256 226V225H255ZM157 227V226H156ZM240 227V226H239ZM245 227V226H244ZM91 228V227H90ZM102 228V227H101ZM238 228V227H237ZM249 228V227H248ZM247 228V229H248ZM252 228H254V227H252ZM259 228V227H258ZM93 229H95V228H93ZM100 229V228H99ZM103 229V228H102ZM112 229H113V227H112ZM152 229H154L153 227H152ZM157 229V228H156ZM155 229V230H156ZM98 230V229H97ZM109 230H111V228L109 229ZM234 230V229H233ZM237 230H239V228L237 229ZM254 230V229H253ZM33 231V230H32ZM96 231V230H95ZM251 231V230H250ZM101 231H99L98 230V233H100ZM103 232L105 233V229L103 230ZM242 232V231H241ZM240 232V233H241ZM252 232V231H251ZM259 232V231H258ZM103 233V234H104ZM108 233V232H107ZM230 233H231V230H230ZM234 233H235V231H234ZM248 232H246V234H247ZM253 233V232H252ZM35 234V233H34ZM95 234H97V232L95 233ZM233 234V233H232ZM238 234V233H237ZM245 234V233H244ZM245 234V235H246ZM250 234V233H249ZM248 234V235H249ZM254 234V233H253ZM98 235V234H97ZM109 235H110V233H109ZM223 235V234H222ZM234 235H235V237H234ZM234 235H231L230 234V236H232V240L234 239V238H236V233L234 234ZM252 235V234H251ZM96 236V235H95ZM101 236H102V233H101ZM215 235H213V237H214ZM220 236V235H219ZM238 236V235H237ZM244 236V235H243ZM243 236L241 237V235H240V238H238L239 240H244V238H245V236H244V238H243ZM257 236V235H256ZM109 237V236H108ZM213 237H212V239H213ZM216 237V236H215ZM214 237V238H215ZM225 236H223V238H224ZM247 237V236H246ZM97 238V237H96ZM103 238H105V237H103ZM208 238H209V236H208ZM208 238H206V239H208ZM217 238V237H216ZM222 238V239H223ZM241 238H243V239H241ZM36 239V238H35ZM205 239V238H204ZM202 240V245H201V243H200V245L201 246H199V247H197V246H191V248L189 249L188 248V245H187V247L186 248H188L189 249V251L187 252L188 254H189V252H190V254H192L193 255V261H192V264H206L205 262H204V253L205 254H208L209 255V253H206V251L208 250V248H212L211 246H216L215 244L213 245H211L210 244V247H206V245L205 246H203L204 244L203 243H206V242H204L205 240ZM222 239H221V241H222ZM226 239V238H225ZM228 239V238H227ZM226 239V240H227ZM229 239H231V237L229 238ZM88 240V239H87ZM92 240H94V239H92ZM197 240H199V239H197ZM209 240L211 241V239L209 238ZM208 240V241H209ZM246 240V239H245ZM248 240H252V239H248ZM247 240V241H248ZM90 241V240H89ZM98 241V240H97ZM194 241V240H193ZM192 241V242H193ZM207 241V242H208ZM224 241V240H223ZM233 241H235V242H237L235 239L233 240ZM231 242L230 240H229V242H231V244L232 243H234V242ZM188 242V241H187ZM191 242V241H190ZM195 242H196V240H195ZM195 242H194V245H195ZM200 242H201V240H200ZM252 242V241H251ZM78 243H80V241L78 242ZM81 243H83V242H81ZM196 243H198V241L196 242ZM210 243V242H209ZM216 243V242H215ZM218 243L219 244H221V243H224V242H221L220 243V241H218ZM218 243H217V245H218ZM225 243H226V241H225ZM243 243V242H242ZM241 243V245H236V248H235V250H236V255L238 254H243L244 255V253H246V252H248V255L250 254V252H249V250L250 249H252V247H250V244H247V243H245V241H244V243L242 244ZM248 243H249V241H248ZM36 244V243H35ZM34 244V245H35ZM85 244V243H84ZM87 244V243H86ZM189 244V243H188ZM192 245H193V243H191ZM207 244V243H206ZM252 244V243H251ZM40 245V244H39ZM42 245V246H43ZM185 245V244H184ZM185 245V246H186ZM197 245V244H196ZM222 245V244H221ZM220 245V246H221ZM230 245V244H229ZM37 246V245H36ZM69 246V245H68ZM71 246H72V244H71ZM173 246V245H172ZM184 246V247H185ZM232 246H233V244H232ZM252 246V245H251ZM76 247V246H75ZM179 247H181V246H179ZM218 247V246H217ZM82 248V247H81ZM182 248V247H181ZM181 248H179V250L181 249ZM215 248V247H214ZM229 248V247H228ZM232 248V247H231ZM47 249V248H46ZM49 249V248H48ZM69 249V248H68ZM73 249H74V247H73ZM187 249V250H188ZM207 249V250H206ZM217 249V248H216ZM215 249V250H216ZM75 250V249H74ZM170 250H171V248H170ZM174 250H175V248L174 249H172V251L173 252H170V254L171 253H174ZM210 250V249H209ZM211 250H213V249H211ZM219 250V249H218ZM253 250V249H252ZM252 250H250V251H252ZM61 251V250H60ZM181 251V250H180ZM184 251V250H183ZM221 252H222V248H221V250H220ZM232 251H233V248H232ZM254 251V250H253ZM260 251V250H259ZM166 252V251H165ZM168 252V251H167ZM166 252V253H167ZM213 252V251H212ZM212 252H211V255H212ZM218 252V251H217ZM261 252V251H260ZM82 253H83V251H82ZM179 253V252H178ZM182 253V252H181ZM262 253V252H261ZM86 254V253H85ZM163 254H165V253H163ZM175 254H176V251H175ZM183 254H184V252H183ZM188 254H186L187 255V257H188ZM215 254H216V251H215ZM220 254H222V253H220ZM230 254V253H229ZM247 254V253H246ZM252 254V253H251ZM256 254V253H255ZM83 255V254H82ZM177 255V254H176ZM180 255V254H179ZM182 255V254H181ZM208 255H206V256H208ZM223 255V254H222ZM225 255V254H224ZM224 255H223V257H224ZM235 255V256H236ZM261 255V254H260ZM70 256V255H69ZM169 256V255H168ZM168 256H166V258L168 257ZM171 256V255H170ZM172 256H173V254H172ZM216 256H217V254H216ZM216 256H215V258H216ZM232 256H234V255H232ZM240 256V255H239ZM249 256H251V255H249ZM75 257H77V256H75ZM165 257V256H164ZM176 257V256H175ZM184 257V256H183ZM189 257H191V256H189ZM231 256H229V258H230ZM260 257V256H259ZM264 257V256H263ZM262 257V258H263ZM82 258V257H81ZM153 258H155V257H153ZM153 258L152 259H150L149 261H153ZM165 258V259H166ZM169 258V257H168ZM174 258V257H173ZM182 258V257H181ZM180 258V259H181ZM185 258V257H184ZM192 258V257H191ZM209 258V257H208ZM207 258V259H208ZM212 258H213V255H212ZM219 258H221V257H219ZM225 258V257H224ZM236 258V257H235ZM238 258V257H237ZM239 258H241V257H239ZM238 258V259H239ZM244 258V257H243ZM77 259H78V257H77ZM158 259H159V257H158ZM160 259H161V257H160ZM159 259V260H160ZM164 259V258H163ZM170 259V258H169ZM177 258H175V261H177L176 260ZM226 259V258H225ZM232 259H234V258H232ZM247 259H248V257H247ZM250 259V258H249ZM258 259V258H257ZM166 260H168V259H166ZM170 260H173V259H170ZM184 260V259H183ZM185 260H186V258H185ZM184 260V261H185ZM219 260V259H218ZM235 260V259H234ZM252 260V259H251ZM254 260V259H253ZM158 261V260H157ZM157 261H155L154 262V264L157 262ZM165 261V260H164ZM169 261V260H168ZM175 261H173V262H175ZM178 261H179V258H178ZM190 262H191V260H189ZM206 261V260H205ZM211 261V260H210ZM223 261H224V259H223ZM227 261V260H226ZM231 261V260H230ZM229 261V262H230ZM262 261V260H261ZM71 262V261H70ZM148 262V261H147ZM161 262V261H160ZM160 262H158V263H160ZM167 262V261H166ZM180 262V261H179ZM188 262V261H187ZM189 262V263H190ZM208 262H209V260H208ZM214 262V261H213ZM222 263V261H219V263ZM237 262V261H236ZM249 262H250V260H249ZM252 262V261H251ZM48 263V262H47ZM158 263H156V264H158ZM168 263V262H167ZM182 263V262H181ZM185 262H183L182 264H184ZM226 263V262H225ZM235 263V262H234ZM242 263V262H241ZM247 264H249L248 263V261L246 262ZM256 263H258V262H256ZM262 263V262H261ZM70 264V263H69ZM149 264H150V262H149ZM151 264H153V263H151ZM164 264V263H163ZM166 264V263H165ZM170 264H172V263H170ZM178 264V263H177ZM186 264V263H185ZM210 264V263H209ZM217 264V263H216ZM243 264V263H242ZM255 264V263H254Z\"/></svg>",
    "mask_w": 264,
    "mask_h": 264
}]
</instances>
